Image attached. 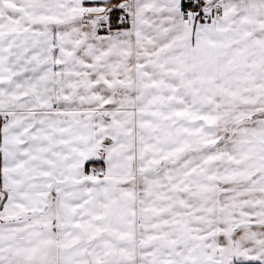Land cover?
Listing matches in <instances>:
<instances>
[{"label": "snow or ice", "instance_id": "1", "mask_svg": "<svg viewBox=\"0 0 264 264\" xmlns=\"http://www.w3.org/2000/svg\"><path fill=\"white\" fill-rule=\"evenodd\" d=\"M0 264H264V0H0Z\"/></svg>", "mask_w": 264, "mask_h": 264}]
</instances>
